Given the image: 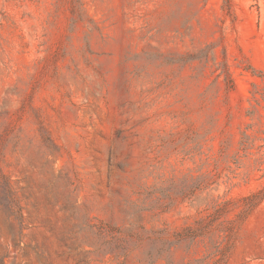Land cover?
<instances>
[{
  "label": "rangeland",
  "instance_id": "374dc122",
  "mask_svg": "<svg viewBox=\"0 0 264 264\" xmlns=\"http://www.w3.org/2000/svg\"><path fill=\"white\" fill-rule=\"evenodd\" d=\"M225 1L0 0V172L23 215L0 203V264H151L145 244L110 253L98 227L201 218L176 263L212 264L233 226L218 264H264V200L211 206L264 187V0Z\"/></svg>",
  "mask_w": 264,
  "mask_h": 264
},
{
  "label": "trees",
  "instance_id": "16d2710c",
  "mask_svg": "<svg viewBox=\"0 0 264 264\" xmlns=\"http://www.w3.org/2000/svg\"><path fill=\"white\" fill-rule=\"evenodd\" d=\"M231 0L225 1V6L227 8H231ZM205 139H203L204 141ZM256 137L247 132H243V137L240 142V150L244 153V155H248L251 153V149L255 146ZM199 145H202V141H199ZM202 148V146H200ZM201 154H206L204 151H199ZM226 154V148H222L219 156H212L206 154L207 157L205 159L206 163H211L214 168L218 169L221 166L222 157ZM259 164L262 165L264 163L263 158L259 161ZM199 188L204 189L208 182L207 176H202L200 181H198ZM188 191H192V186H186L185 189L180 191V193H176V195H161L156 196L155 202L157 204V208L166 207L170 201L174 202L178 196L186 197L188 195ZM153 193H147L146 198H153ZM165 199L170 200L166 203ZM264 200V187L243 197L238 199H226L221 201V197L216 199H212V208L215 209L216 215H219L221 212L228 210L233 205H238L242 207L241 213L242 215L248 213L253 207ZM0 203L4 204V206L11 211V214L14 215L17 219H22L23 215L18 206L17 199L14 196V193L9 185V181L6 176L0 172ZM206 220L205 218H201L197 221V226H187L183 230H177L174 232H170L167 228H159V229H146L144 226L139 225L136 228H130L127 230H121L118 227L103 224L98 227V233H96L102 240V246L110 249V253L126 255V253L130 250L131 247L137 246L141 247L143 244L147 245L145 250L146 253V261L153 264L158 261H164V264H178L172 259L174 248L181 246L182 243L188 242V247L194 245L197 241L203 240L206 236ZM221 232L216 239H211V249L212 251L209 253L210 257L213 259L212 264L220 263L226 256L228 249L231 243V237L233 232V226H222L218 229ZM191 249V248H190Z\"/></svg>",
  "mask_w": 264,
  "mask_h": 264
}]
</instances>
